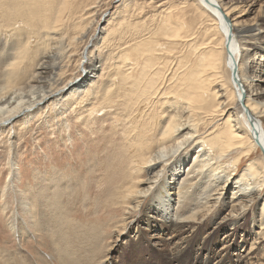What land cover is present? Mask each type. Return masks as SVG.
I'll return each mask as SVG.
<instances>
[{
    "label": "bare ground",
    "instance_id": "obj_1",
    "mask_svg": "<svg viewBox=\"0 0 264 264\" xmlns=\"http://www.w3.org/2000/svg\"><path fill=\"white\" fill-rule=\"evenodd\" d=\"M194 5L198 14L212 19V24L207 27L208 30L206 28L205 35L208 37L206 40L208 42L205 44L204 41L201 50L195 49L180 60L177 70L175 72L172 70L175 84L170 86L167 93L166 91L162 93L167 82L162 78L163 73L157 71L151 74L148 70L152 68L151 64L154 61L156 51V47H153L154 43L152 45V41H141L139 45L137 43V46L131 48L129 54L134 52L136 56L143 57L141 59H145L146 55L150 56L144 60V69L140 75L121 78V82L127 83L129 79L136 82V85H132L129 95L125 97L126 100L134 102V105L138 103V111L143 108L140 107L142 103L143 106L151 104V98L153 96L158 98L162 96L161 93L173 100L160 102L161 105L168 106L166 111L168 115L166 119H162L161 126L154 118L145 121L144 124L152 126L156 124L155 129L141 128L143 125L138 120H144V111L138 112L140 119L132 118L125 134H132L130 141L134 143L125 146L120 153V160L125 166V170H122L125 178L121 177L118 181L119 192L111 208L116 212L122 208L127 209L128 219L121 222L123 226L126 224L128 227L132 224V215L140 211L142 212L140 219L147 223L148 230L160 229L166 237L169 235L170 238H164L157 243L160 247L159 251L165 252L163 255L167 261L163 264H208L211 261L224 264L229 260L232 246L236 244L234 238L237 234L246 231L247 234H251L250 236L253 235V230L250 231L246 227L247 220L252 217L255 222L254 229H259L254 236L259 235L261 240L250 243L249 251L243 257V261L245 264H264V203L262 207L257 203L261 193L264 192V127L261 122V118L264 117V105L260 102L263 98L261 94L256 93V99L253 97V92H250L252 86L247 85L241 71L245 49L260 51L264 57V0H194ZM71 6L72 0H0V133L17 120H24L25 125H28L33 114L49 103L60 105L62 94L67 87L74 86L72 94L82 90L88 83L90 88L94 86L93 81L97 78L96 67H93L94 72H90L94 75H87L91 71L88 68L92 64V56L85 55L89 47L84 49L79 66L81 72L86 73L84 78L74 79L66 86L58 88L59 80H54L52 77L49 82L45 77L48 74L55 76L54 71L60 68L62 58H65L66 48L63 49L66 31L65 14ZM249 15L253 17L247 19ZM174 21L168 15V23L174 30L169 36L170 39L173 38L169 50L180 46V40L183 38L186 43H191V35L186 28L188 26L180 21L178 23ZM19 23H23L22 29L16 27ZM96 32L92 40H89L92 43ZM32 39L37 42V50L33 53ZM204 50L205 52L195 59L196 55ZM196 51L199 53L196 54ZM34 55L38 57V62L30 69L32 72H29L30 70L25 72L26 62ZM85 60L86 64H84ZM225 67H228L232 75V93L227 94L230 96L228 100L232 101L234 107L240 109V102L244 99V109L246 108L248 113L243 108L240 109L241 116L238 113L236 116L230 113L223 126L218 127L213 124L217 116L224 115L226 110L220 108L223 104L221 101L210 104L213 102L211 98L220 95L219 92L210 93L214 91L213 86L216 84L225 87L223 77ZM234 68L238 71L236 78L233 77ZM115 86L116 80H112L104 94L106 101L111 99ZM131 108L132 106L130 110ZM136 111L132 110L129 113ZM200 114L207 117L203 129L199 126ZM211 125L213 132L208 137H204L202 131ZM61 127L64 128L63 125ZM137 129L141 132L139 136L133 135L135 131L137 133ZM186 131L188 132L184 134ZM140 139L147 142H139ZM194 144H201V150L191 163L189 152ZM259 149L263 157L252 159ZM229 156H232L230 161L224 163L223 159ZM243 163H246L245 169L240 175L238 171ZM183 167L188 168L186 175H182ZM223 174L226 178L222 177ZM41 175H35L38 183L36 187L29 188L19 195L16 192L18 214L25 217L22 220L21 216L14 215L10 220V229L18 236L28 234L32 228L38 231V223L46 227V230H48L47 226H55L56 217L53 216L61 209L63 202L61 196L67 191L66 188L71 183L70 178L54 175L52 185H48L45 181L46 175ZM181 178L183 181L179 183ZM230 189L234 190L232 192L234 201H231V204H225L223 201V205L219 206ZM173 196H176V199H173ZM148 197L152 202L146 204ZM35 200L41 201V206L45 209L42 212L43 219L36 218ZM47 212L49 214H46ZM222 212L228 213L216 224L217 228L209 233V219L213 214ZM151 214L157 217L149 216ZM256 217H259L257 223ZM228 227L230 233L224 235L221 251H214L217 236ZM138 232L141 235L146 234L140 227ZM153 236L149 237L150 243H154ZM206 236L208 242L203 239ZM60 237L65 240V236L63 234L61 236V233ZM194 247L198 250L192 260Z\"/></svg>",
    "mask_w": 264,
    "mask_h": 264
},
{
    "label": "rangeland",
    "instance_id": "obj_2",
    "mask_svg": "<svg viewBox=\"0 0 264 264\" xmlns=\"http://www.w3.org/2000/svg\"><path fill=\"white\" fill-rule=\"evenodd\" d=\"M195 8L194 0H72V6L65 14L66 31L63 41V49L66 48L65 58H62L60 68L54 71L56 77L51 74L45 75V77L48 81L52 77L54 80H59L58 88L66 86L74 79L84 78L86 73L85 71L81 72L79 66L84 49L89 47L85 55L92 56V64L89 68L87 67L88 70H91L87 75H94L90 72H94L93 67H96L97 78L93 81V87L90 88L88 83L82 90L72 94L74 86L67 87L62 94L60 105L49 103L33 114L34 118H31L28 125H25L24 120H17L0 133V264H163L167 261L163 255L165 252L159 251L160 247L157 243L169 235L166 237L160 229L153 228L149 231L147 223L140 219L142 213L140 211L132 215V224L128 227L126 224L123 226L121 222L128 219L127 209L122 208L116 212L111 208V205L115 203V197L119 192L118 181L121 177L125 178L122 171L125 170V166L124 162L120 160V153L125 146L134 143V141H130L132 134H125L126 129L130 127L132 118L140 119L138 112L144 111V120H138L143 125L141 128L155 129L157 127L156 124H153L154 127L144 124L150 118H154L161 126L162 119H166L168 115L166 113L168 106L161 105V103L173 100L162 93L164 91L167 93L170 86L175 84L172 75L177 70L180 60L195 49L201 50L204 47L202 45L204 41L205 44L208 42L206 41L208 37L205 35L206 28L212 24V19L198 14ZM168 15L172 17L173 21L175 20V23L180 21L188 26L186 28L188 34L191 35V43H186L183 38L180 40V46L169 50L171 39H173H170L169 36L174 30L168 23ZM249 16L247 19L253 17ZM22 25L23 23H19L16 27L21 28ZM95 32V40L92 43L90 41ZM183 40L184 42H182ZM141 41H152V45L154 43L153 47H156L154 61L151 64L152 68L148 70L151 74L160 71L163 73L162 78L167 82L161 93L162 96H158V98L153 96L151 104L144 103L145 106H143L142 103L140 107L143 108L138 111L139 104L134 105V102H129L125 98L136 82L132 79H129L127 83L121 82V78H126L129 75L137 77L144 69V60L150 55L141 59L143 57L136 56L134 52L129 54L131 48L139 45ZM31 42H33L31 46L33 53L37 50V42L35 39H32ZM245 50L241 66L242 74L247 85L252 86L250 92H253V97L255 98L256 93L261 94L263 98L260 102L264 105V57L260 51H253L250 48ZM203 52L205 50L200 53L196 51L195 53L199 54L195 59ZM32 58L33 61H31ZM32 58L26 62L25 72L34 68L38 62L36 55ZM86 62L85 60L84 64ZM223 77L224 83H226L225 87H222V84H216L213 86L214 91L210 93L219 92L220 94L217 98H211L213 102L210 104L221 101L223 104L220 108L226 110L224 115L217 116L218 118L213 124L218 127L223 126L230 113L236 116V113L240 115L242 111L240 110L242 106L238 109L232 105V101L228 100L230 96L227 94L232 93V75L228 67L224 68ZM112 80H116V86L111 99L106 101L104 94ZM142 101L144 100L142 99ZM220 108L219 111H221ZM132 110L137 111L130 114L129 112ZM61 113L63 114L61 115ZM200 116L199 126L203 129L207 117L202 114ZM261 122L264 127V117L261 118ZM211 127L212 125L207 127L201 134L208 137L213 132ZM140 133V130L137 129V133L135 131L133 135L139 136ZM139 142L146 143L147 140L140 139ZM199 145L194 144L189 152L191 163L194 162L195 155L201 150V144ZM260 157H263V154L259 149L252 159ZM231 158L232 156L223 159L224 163L230 161ZM245 164L240 166L239 174L244 171ZM187 169V167H183L182 175H186ZM36 174L46 175L45 181L48 185H52V176L64 175V178H70L71 183L68 186L70 189L66 188L67 191L61 196V202L63 200L61 209L57 210V214L55 213L53 216L56 217L55 226H47L48 230H46V227L38 223V231L32 228L29 230V235L18 236L10 229V220L14 215L21 216L22 220L25 217L18 214L16 197L21 192L37 186ZM224 176L223 174L222 177ZM48 178L49 180H47ZM182 181V178L179 179V183ZM233 191L230 189L218 205H223V201L225 204L234 201L232 200ZM16 192H18L17 195ZM173 199H176V196H173ZM151 202L152 199L148 197L146 204ZM257 203H259V207H262L264 192L261 193ZM41 204L42 202L39 200L34 202L37 219H43L44 216L42 212L45 209ZM19 213L21 212L19 211ZM225 213L212 215L208 222L209 233L217 228L216 224L228 212ZM154 214L149 216H155ZM57 218L62 219V222ZM256 218L257 223L259 217ZM254 224L252 217L247 220L246 227L250 231L253 230V235L250 236L251 234H247L248 232L240 231L234 238V244H236L232 246L229 260L224 264H245L243 257L247 255L250 243L261 240L259 235L254 236L259 231L257 228L254 229ZM56 227H60V229ZM119 227L123 228L119 229ZM139 227L150 236L141 235L138 232ZM60 233L61 236L62 234L65 236V240L60 237ZM227 233H230L229 227L219 233L214 251H221L222 240ZM151 236L154 237L153 242L156 244L150 243L149 237ZM50 239L52 240L50 241ZM203 239L208 242L207 236ZM72 242L75 244H71ZM193 249V251L191 250L192 260L196 257L198 248L194 247ZM79 250L81 251L79 252ZM208 264L218 263L211 261Z\"/></svg>",
    "mask_w": 264,
    "mask_h": 264
},
{
    "label": "water",
    "instance_id": "obj_3",
    "mask_svg": "<svg viewBox=\"0 0 264 264\" xmlns=\"http://www.w3.org/2000/svg\"><path fill=\"white\" fill-rule=\"evenodd\" d=\"M228 47H229V46H228ZM237 74H238V71H237L236 68H234V69H233V77L236 78ZM240 106H242L243 110H245V112L248 113V111L246 110V108L244 109V99L241 100V102H240ZM252 124L254 125V121H253V119H252Z\"/></svg>",
    "mask_w": 264,
    "mask_h": 264
}]
</instances>
